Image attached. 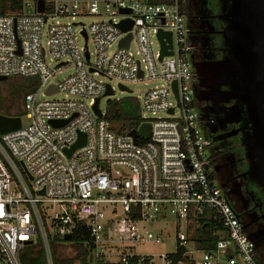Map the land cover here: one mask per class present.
<instances>
[{
    "label": "built area",
    "instance_id": "built-area-1",
    "mask_svg": "<svg viewBox=\"0 0 264 264\" xmlns=\"http://www.w3.org/2000/svg\"><path fill=\"white\" fill-rule=\"evenodd\" d=\"M87 16L97 19L87 26L75 21ZM68 18L72 22H53ZM124 19L132 21L125 32L116 27ZM159 32L169 33L170 42L166 36L160 41ZM128 34L129 46H120ZM152 37L158 45L155 54ZM161 42L171 55L159 60ZM133 43L141 58L129 52ZM190 49L181 0H21V10L0 16V76L39 81L23 102L29 125L0 135V264H22L23 250L38 243L45 264H54L48 232L62 239L79 223L89 232L90 264H259L255 244L210 164L193 96L197 81ZM68 65L73 74L53 83L55 74ZM155 79L163 84L137 99L140 112H163L166 117L141 115L140 125L149 124L150 134L137 136L136 142L128 132L113 133L99 109L107 87L114 94L111 83L126 87L128 82ZM50 87L55 91L48 95ZM56 94L63 98L49 99ZM95 100L100 118L92 109ZM80 135L84 144L68 154ZM19 161L31 181L18 169ZM41 190L44 195H36ZM206 209L217 218L219 240L212 249L199 250L189 240ZM167 215L175 220L176 245L187 250L180 260L174 261V253L159 255L156 263L153 255H139L135 249L161 242L142 224ZM188 245L200 253L198 260Z\"/></svg>",
    "mask_w": 264,
    "mask_h": 264
},
{
    "label": "flooded vegetation",
    "instance_id": "flooded-vegetation-1",
    "mask_svg": "<svg viewBox=\"0 0 264 264\" xmlns=\"http://www.w3.org/2000/svg\"><path fill=\"white\" fill-rule=\"evenodd\" d=\"M181 5L191 43L188 59L198 84L195 69L198 68L202 78H207L213 64L230 57L232 38L228 29L232 24L225 0H181ZM211 83L212 80L199 88L196 85L193 91L199 125L207 134L204 137L210 164L222 193L254 240L259 264H264V189L250 171L253 160L245 141L248 121L243 118L232 121V116L225 114L227 108H241L249 97L240 90L219 96L220 91L232 92V83L228 81L224 86Z\"/></svg>",
    "mask_w": 264,
    "mask_h": 264
},
{
    "label": "water",
    "instance_id": "water-1",
    "mask_svg": "<svg viewBox=\"0 0 264 264\" xmlns=\"http://www.w3.org/2000/svg\"><path fill=\"white\" fill-rule=\"evenodd\" d=\"M225 4L228 7L227 13L232 24L228 29L232 38L230 43V57L225 61L213 64L208 71L207 78H202L198 68L195 69L194 72L198 79L197 87L204 86L210 80L213 82L211 84L215 86H224L230 81L233 87L232 92L220 91L221 94L219 96L230 95L236 93L237 90L248 95L249 100L245 105L239 109H234L233 107L227 108L225 114H228L229 117L232 116V121H239L241 118L248 121L245 127L248 130L245 141L250 153V158L253 160L250 171L258 185L264 189V0H225ZM37 5L39 12H42L43 2L39 1ZM122 13L129 12L122 11ZM116 27L123 32L129 31L132 27V21L129 19L121 20ZM165 36L168 42H170L169 33H158V39L160 41H162V38ZM130 41L131 35L128 34L125 39L120 41L119 45L127 48ZM161 46L162 50L159 60L165 55H171V52L168 50L170 47L164 46L163 43ZM85 57L86 60H88L87 53H85ZM140 75L141 74H139V76ZM5 80H7L6 77L0 76V81ZM203 81L206 82L204 83ZM172 88L176 95V83L173 82ZM119 90L130 93V90L124 86H119ZM54 91V88L50 87L47 90V94L49 95ZM112 95V90L107 87L104 97ZM227 98L231 99L233 97L228 96ZM92 109L100 118L101 112L98 109V100H95ZM169 113H172V110H170ZM51 123L55 124V122ZM21 126V119L19 117L10 118L0 115V135L16 131L20 129ZM149 134V124L140 125L137 130L128 132V135L131 136L135 142L137 136L148 138ZM83 144L84 135H80L76 144L67 153H71V151ZM19 166L26 178L31 181L32 178L22 161H19ZM36 195L43 196L44 191H38ZM248 237L250 241L254 242L251 236ZM63 240L70 241L71 236L65 235Z\"/></svg>",
    "mask_w": 264,
    "mask_h": 264
},
{
    "label": "trees",
    "instance_id": "trees-1",
    "mask_svg": "<svg viewBox=\"0 0 264 264\" xmlns=\"http://www.w3.org/2000/svg\"><path fill=\"white\" fill-rule=\"evenodd\" d=\"M150 3L170 4L172 0H148ZM21 10V0H0V16L7 15L11 12ZM39 86L36 77L16 76L0 81V91L8 93V97H0V115L10 118H21L23 112V102L25 96L34 92ZM104 119L109 124V129L117 134L122 135L132 130H136L141 124V114L139 103L136 98L126 97L120 100H108L105 106ZM139 142H142L141 140ZM18 169L21 171L19 165ZM201 226L194 231L193 237L189 240L199 250H210L219 240L218 222L215 214L206 209L199 217ZM64 241V240H62ZM72 248L71 256L67 258H58L53 247V241L49 238V245L54 264H90V236L89 232L79 223L76 230L71 234V240L65 241ZM186 246L176 245L174 261L183 258L186 252ZM136 262V261H135ZM22 264H45L43 250L38 243L36 247L29 246L21 254Z\"/></svg>",
    "mask_w": 264,
    "mask_h": 264
},
{
    "label": "rangeland",
    "instance_id": "rangeland-1",
    "mask_svg": "<svg viewBox=\"0 0 264 264\" xmlns=\"http://www.w3.org/2000/svg\"><path fill=\"white\" fill-rule=\"evenodd\" d=\"M95 16H87V17H76L75 21L76 22H81L85 24L86 26L89 25L92 22L96 21ZM59 22L62 24L65 23H70L72 20L70 18L68 19H55L53 22ZM77 42L79 46L81 45V40L79 37H77ZM150 46L152 49V52L155 54L158 45L156 42V39L153 37L150 39ZM88 49L89 52L91 53L92 60H94L95 57V47L92 42V40H89L88 42ZM114 49V46L110 48V51ZM129 52L132 54V56L136 58H141L138 55V48L135 43H133L130 47ZM46 61L52 66L53 62L50 60V56L46 55ZM73 74V68L71 65H68L64 68H62L58 73L55 74L52 82L53 83H58L66 79L68 76ZM96 80L102 82V83H108L106 78H103L101 76H95ZM163 84V81L160 79H155V80H143L140 82H128L126 83V87L131 91L130 93L127 92H122L119 90V87L117 86L116 83H111V86L113 87L114 94L111 97H104L99 101V109L104 112L105 111V106L106 102L108 100H120L126 97H133L136 99H139L142 97V95L155 87H159ZM0 97L1 98H6L8 97V93L4 91H0ZM63 94H56L54 97L49 98L51 100L54 99H62ZM140 114L145 117H156V118H164L166 117V114L161 112V113H156L155 116H152L148 112L141 111ZM21 119V124L23 127L29 125V120L23 116L20 118ZM203 137L207 136L206 132L204 133V130L201 129ZM209 153V152H208ZM20 167V166H19ZM21 169V168H20ZM22 170V169H21ZM23 172V171H22ZM118 208V207H117ZM119 211V208H118ZM142 228L146 231L152 232L154 235H157L160 237L161 242L158 244H145L142 246H139L135 249V252L139 255H153L156 263H160V258L159 255H166V254H174L176 252V229H175V220L171 215H167L163 219H158L157 221L154 222H146L142 224ZM50 239L53 241V247L56 252V256L58 258H67L71 256L72 254V248L68 244V242L62 241V239L58 238V236L55 233L48 232ZM189 251L191 252V256L193 259L198 260L201 255L198 251H195L192 247V245L187 246ZM77 264V263H75Z\"/></svg>",
    "mask_w": 264,
    "mask_h": 264
}]
</instances>
